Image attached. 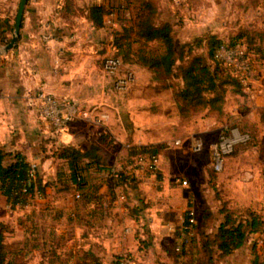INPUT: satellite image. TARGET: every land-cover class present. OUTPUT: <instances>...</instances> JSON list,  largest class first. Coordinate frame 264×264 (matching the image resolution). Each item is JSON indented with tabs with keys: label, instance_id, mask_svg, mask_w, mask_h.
I'll use <instances>...</instances> for the list:
<instances>
[{
	"label": "crops",
	"instance_id": "0c3cea01",
	"mask_svg": "<svg viewBox=\"0 0 264 264\" xmlns=\"http://www.w3.org/2000/svg\"><path fill=\"white\" fill-rule=\"evenodd\" d=\"M118 1L104 0L106 6L112 5L111 11L104 16V25L97 27L79 10L91 5L90 0H74L66 9H63L66 0H28L17 46L0 54L3 164L12 161L10 152L19 151L30 163L38 164L39 176L46 183L43 194L37 192L29 204L14 208L0 190L4 241L21 252L28 264H83L93 260H98L99 264H114L116 256L124 253L130 254L135 264H199L198 234L186 251L175 249L180 243L191 190L164 184L161 175L157 177L141 169H137L135 186H111L108 172L93 164L86 167L87 182L80 188L71 179L66 180L67 186L61 179L68 175L69 166L65 158L56 154V146L74 145L85 150L89 143L95 142L106 149L111 158L113 151H120L119 158L130 162V149H119L118 142L143 145L155 143L157 139L148 125L141 126L138 121H134L125 136L122 132L113 136L105 133L113 128L109 122L111 96L115 94L118 107L117 92L137 83L143 69L139 63H129L134 80L120 89L115 83L123 73H109L102 67L103 58L116 52L108 21L120 18L114 7ZM19 3L20 0H0V47L12 37ZM40 87L74 100L82 108L91 110V117L76 119L66 129L56 130L38 115L34 94ZM255 87L245 90V94L229 93L227 98H232L236 106L229 104L228 99L223 117L210 116L209 125L250 117L261 131L262 144L264 123L258 109L264 108V82ZM158 91L176 105V115L167 118L169 127L179 124L172 89ZM163 111L167 114L166 109ZM139 128L143 129L140 135ZM216 128L205 126L202 129ZM258 156L261 163L256 173L260 170L264 176V154ZM252 170L249 173L256 175ZM157 181L163 184L151 183ZM77 192L81 196H77ZM251 193L247 186L243 189L245 206L263 213V196L262 201L252 202ZM202 217L203 209L199 207L197 227ZM256 254L264 259V231L252 233L244 245L221 258L218 264H253Z\"/></svg>",
	"mask_w": 264,
	"mask_h": 264
},
{
	"label": "trees",
	"instance_id": "16d2710c",
	"mask_svg": "<svg viewBox=\"0 0 264 264\" xmlns=\"http://www.w3.org/2000/svg\"><path fill=\"white\" fill-rule=\"evenodd\" d=\"M74 0H66L63 9L70 7ZM72 2V3H71ZM133 9L132 23L120 30L111 28L113 44L116 46V54L124 63H139L154 72L153 76L160 82L161 87L171 88L174 100L179 110L180 121L177 126L187 125L192 116L206 111L210 116L221 119L225 114L228 85H234L231 94H245L241 79L234 70L227 65L218 55V49L222 44L231 48L243 47L244 56L259 54L263 48L257 41H249L242 37L223 38L215 32L207 36H198L193 42H188V50L184 45L178 47L174 34L173 24L169 20H160V7L156 0H138L137 3L128 0ZM95 26L104 25V16L110 12L105 4H91L79 8ZM156 46V44H158ZM205 46L207 52H199L200 46ZM186 47V46H185ZM182 48V50H181ZM198 51H197V50ZM182 62L177 64L178 60ZM176 77L178 83L172 82ZM167 81V82H166ZM260 119L264 123V108L258 109ZM232 127H238L241 133L249 136L246 142L234 143L232 154L238 147L253 140V146L260 144L261 137L259 127L250 117H243L234 122ZM12 161L3 164L4 152L0 150V190L7 197L11 207L29 204L37 192H45L46 183L38 173L30 172L31 163L24 154L15 151L10 152ZM132 156L138 154L160 153V148L153 144L130 145ZM56 154L67 160L69 171L66 180H72L77 187L86 184L84 174L86 167L96 165L97 168L106 170L109 174L108 181L111 186L125 185L128 175L120 171H113L110 153L95 142L89 143L85 150L74 145L56 146ZM118 174V175H117ZM132 176V175H131ZM134 177V176H132ZM132 180V179H131ZM136 185L135 178L132 180ZM81 196V193H80ZM239 214V212H241ZM238 211L232 205H222L215 211L211 206L205 205L200 225H189L188 215H185L180 230L179 251H186L194 237H200L199 264H218L224 256L232 253L247 242L248 237L255 232L264 231V214L251 207H245ZM137 212V211H136ZM4 225H0V264H28L19 251L12 249V245L4 241ZM177 244L176 247L179 245ZM177 250V249H176ZM117 255L114 262L118 260ZM98 260L85 262L93 264ZM253 264H264V259L256 254Z\"/></svg>",
	"mask_w": 264,
	"mask_h": 264
},
{
	"label": "rangeland",
	"instance_id": "374dc122",
	"mask_svg": "<svg viewBox=\"0 0 264 264\" xmlns=\"http://www.w3.org/2000/svg\"><path fill=\"white\" fill-rule=\"evenodd\" d=\"M156 1L161 9L159 19L169 20L173 24L177 46L183 48L184 45L185 53L189 47L187 46L188 42H193L194 38L198 36H207L211 32H215L225 39L242 34V37L249 41L264 44V0ZM132 2L137 3L138 0H132ZM119 3L120 0L114 7L116 8ZM197 13L198 15H195ZM120 18L122 17L120 16ZM131 23L132 19L129 21V25ZM200 26L203 28L200 29ZM158 45L159 43L156 44V46ZM199 52H207V48L204 45L200 46ZM99 61L101 65V59ZM181 62L179 59L177 64ZM249 62L251 64V86L256 88V85L264 82V49L259 54H251ZM129 66V63H124L120 71L123 74L127 73L131 70ZM141 67L143 68L142 73H140L141 79L127 90L117 92L119 95L118 107H116L115 94L111 96L113 97V104H108V106L112 112L109 122L113 128L111 132L108 130L105 133L107 136H113L122 132V136H125L126 131L134 124V121H138L141 126L148 125V130L157 138L155 143L150 144L160 148L161 163L156 172H151L141 168L136 163L135 156H132V162L122 161L119 158L120 151L117 153L113 151L112 169L128 175V179H130V181H126L124 186L131 188L134 184L132 180L137 179V169H141L144 173L148 171L157 177L161 175L164 184L191 190L187 199L188 206L193 207L195 211L199 207L203 209L205 205L218 211L220 206L226 204L241 211L246 207L242 195L246 186L252 190V202H259L262 196L264 199V192H262L264 176L260 170L256 173L261 163L258 154H264V141L262 144L253 146V140H251V142L238 147L229 156H224L222 169L215 170L213 168L212 145L224 139L231 144L240 138H244L245 141L243 142H246L247 136L243 135L237 128H232L231 125L234 122L231 120L226 123L209 125L210 115L206 111L194 114L187 125L169 127L167 118L176 115L174 113L176 105L163 92L159 93L158 89H165V87H161L160 82L154 77L155 75L153 76L154 72L143 65ZM149 78L150 82L148 81ZM179 80L176 77L172 78L174 83H178ZM227 88V94H229V90H234L236 87L228 85ZM228 99L229 104L235 105L232 98H227V101ZM159 107L162 108L161 112H159ZM164 109H166L167 114L163 111ZM205 126L217 128L203 131L205 129L202 128ZM137 131L140 135L143 129L139 128ZM232 132L236 135L232 136ZM259 132L261 137V131L259 130ZM262 134L264 136V129ZM177 139L181 140L179 144L175 143ZM118 144L121 145L119 149L123 147L130 149L128 144H121L120 142ZM198 144H201L200 149L196 147ZM233 155L235 156L233 157ZM251 169L256 175L249 173ZM184 179H187L188 183H182ZM151 183L158 186L163 184L158 181Z\"/></svg>",
	"mask_w": 264,
	"mask_h": 264
},
{
	"label": "built area",
	"instance_id": "2783aa9c",
	"mask_svg": "<svg viewBox=\"0 0 264 264\" xmlns=\"http://www.w3.org/2000/svg\"><path fill=\"white\" fill-rule=\"evenodd\" d=\"M90 2L92 4L107 5L104 0H90ZM111 6L112 5H108L110 11ZM116 9L119 11L122 18H118L117 20L109 19L108 23L112 27V29L120 30L123 27L129 25V21L132 19L133 13L128 0H120V3L116 6ZM46 37L48 38L49 35H46ZM113 47L115 48V50H117L114 44ZM244 50L245 48L243 47L231 48L226 44H222L218 49V55L227 65H229L234 70L235 74L241 79L244 89L249 90L251 88V64L249 62V57L244 56ZM123 64V59L119 55H117L116 52L107 54L102 61L103 69L109 73L119 72ZM133 80L134 73L129 70L127 73L118 77L115 85L117 88L123 89L126 88ZM34 100L39 117L47 121L56 130L66 129L76 119H87L91 117V110L82 108L77 102L68 97H59L53 92L46 90L44 87H40L35 92ZM103 116L106 117V114H103ZM235 128L238 129V127ZM225 133L228 132L225 131ZM235 135L236 134L232 132V136ZM243 135L247 136L248 140L249 136L247 134ZM180 141V139H177L175 140V143L179 144ZM239 141H245V139L240 138L232 144L224 139L221 142H217L212 145L213 168L215 170L222 169L225 154L231 152L234 143ZM196 147L197 149H200L201 144H198ZM134 158L136 160V163L141 168H145L148 171L156 172L160 167V153H141ZM37 166L38 164L36 162L31 163L30 172L32 175H35ZM113 171L117 172L116 169H114ZM177 180L180 181V179ZM182 183L186 184L187 180H182ZM77 196H80L79 192H77ZM186 215H188L189 225H193L196 223V211L193 207L189 206L186 209ZM176 249L180 250L181 245L179 244ZM93 264H98V262H94ZM114 264H135V262L130 254L124 253L120 254L118 260L114 262Z\"/></svg>",
	"mask_w": 264,
	"mask_h": 264
},
{
	"label": "water",
	"instance_id": "95a60500",
	"mask_svg": "<svg viewBox=\"0 0 264 264\" xmlns=\"http://www.w3.org/2000/svg\"><path fill=\"white\" fill-rule=\"evenodd\" d=\"M28 0H20L16 17H15V22H14V30L12 37L10 41L3 47H0V54L3 53L4 51H9L15 48L18 44L19 37H20V30L22 26V20L23 16L26 10Z\"/></svg>",
	"mask_w": 264,
	"mask_h": 264
}]
</instances>
